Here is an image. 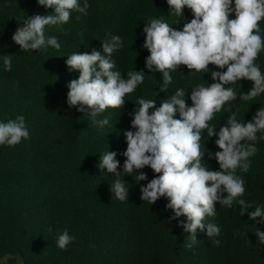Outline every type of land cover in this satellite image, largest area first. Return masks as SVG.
Wrapping results in <instances>:
<instances>
[{
	"label": "trees",
	"instance_id": "obj_1",
	"mask_svg": "<svg viewBox=\"0 0 264 264\" xmlns=\"http://www.w3.org/2000/svg\"><path fill=\"white\" fill-rule=\"evenodd\" d=\"M83 6L85 0H78ZM87 15L72 11L66 24L45 26V36H55L59 50L47 46L40 50L22 51L12 37L24 26V20L35 15H53L54 9L37 0H0V122L25 117L30 138L15 147L0 145V264H264V244L258 243L257 228L264 231V222L249 220L255 206H264V139L257 133V153L250 157L247 173L237 169L245 181L241 199L252 204L241 215L240 206L231 208L216 203V215L205 224L220 227L218 237L208 238L206 229L197 230V242L185 247L189 233L166 207L162 197L154 204L141 199V186L155 174L148 166L139 170L147 180L136 181L137 172L124 173L126 157L125 131L131 127L132 115L140 98L155 100L156 107L177 88H184L191 106L192 88L214 82L209 73L189 71L180 66L171 73L172 83L163 90V76L146 68L150 55L143 47V28L151 18H163L176 30L193 18L185 8L178 16L167 0H87ZM234 7V4H233ZM79 16V19L77 17ZM230 19L235 18L233 13ZM264 36V20L260 22ZM119 35L123 46L113 53L116 68L124 78L129 71H143L144 82L125 96L123 108H109L96 120L108 119L103 127L92 122L89 114L77 111L67 103L68 84L78 79L66 60L71 54L102 50L106 34ZM11 55L12 70H4V56ZM264 72V51L256 60ZM209 69H216L209 65ZM237 92V99L216 113L210 126L226 124L232 112L237 119L249 122L264 107V93L253 100H240L253 87L249 80L227 84ZM155 109H149L151 114ZM175 118H179V113ZM202 166L219 170L209 153L219 151L218 136L202 133ZM107 151L116 152L119 161L117 177L100 171L99 158ZM122 179L128 199L121 202L110 191ZM227 195L226 193L224 194ZM259 219V218H257ZM51 229V231H49ZM67 229L74 240L61 250L56 245L58 233ZM219 240V246L213 241Z\"/></svg>",
	"mask_w": 264,
	"mask_h": 264
},
{
	"label": "clouds",
	"instance_id": "obj_2",
	"mask_svg": "<svg viewBox=\"0 0 264 264\" xmlns=\"http://www.w3.org/2000/svg\"><path fill=\"white\" fill-rule=\"evenodd\" d=\"M38 4L53 8V15H35L24 20V26L14 33L12 39L22 51L40 50L51 46L57 50V37H46L45 26L66 24L71 12L87 15L90 7L87 0L81 6L78 0H37ZM167 4L178 16L183 10H191L193 18L176 30L163 18H151L143 28L146 34L143 47L150 55L146 58V68L158 71L163 76V90L172 83V72L180 66L189 71L209 73L214 82L198 84L192 88L188 106L184 88L156 107L155 100L140 98L134 110L131 127L135 131H125L127 148L123 155L126 160L124 173H138L136 181L147 180V174L139 170L148 166L157 174L146 186H141V199L154 204L162 197L168 199L166 207L174 212L173 218L185 216L180 221L184 232L189 233L185 247L191 249L197 242V230L204 231L208 238L218 237L220 227L215 223L205 224L207 217L216 215V203L231 208L240 206L241 215L253 209L251 203L241 197L246 192L244 179L237 175V169L247 173L251 168L250 157L254 156L257 133L264 139V107H261L249 122L237 119L232 112L226 124L219 128L210 126L216 113L224 105L237 99V92L227 84L249 80L252 89L240 95V100L250 101L264 93V72L256 60L264 51V36L260 22L264 20V0H167ZM234 4V7H233ZM235 14L234 19L229 17ZM79 19V16L77 17ZM102 41L103 54L75 52L68 56L66 64L70 71L79 73L78 79L69 82L67 103L77 107V111L88 113L92 122L100 127L109 123L108 119L96 120L98 114L109 108H123L125 96L133 93L144 82L143 71H129L124 78L116 68L113 53L123 46L119 35L106 34ZM216 69H209V65ZM4 70H12L11 55L4 56ZM149 109H155L149 114ZM179 113V118H175ZM207 137L218 136L215 144L219 151L209 153L219 164V170H209L202 166L205 152L201 151L202 133ZM25 117L20 115L6 123L0 122V145L15 147L22 139H29ZM119 161L116 152L107 151L99 158V169L107 170L117 177ZM125 182L117 179L110 191L117 200L128 199ZM227 194L226 196L224 194ZM249 220L264 222V206H255L248 213ZM259 218V219H257ZM51 231V229H49ZM259 244H264V231L255 232ZM74 240L67 229L58 233L56 245L61 250ZM213 243L219 246L220 241Z\"/></svg>",
	"mask_w": 264,
	"mask_h": 264
},
{
	"label": "rangeland",
	"instance_id": "obj_3",
	"mask_svg": "<svg viewBox=\"0 0 264 264\" xmlns=\"http://www.w3.org/2000/svg\"><path fill=\"white\" fill-rule=\"evenodd\" d=\"M5 264H6V262H5Z\"/></svg>",
	"mask_w": 264,
	"mask_h": 264
}]
</instances>
